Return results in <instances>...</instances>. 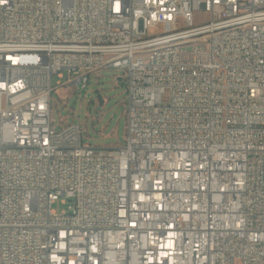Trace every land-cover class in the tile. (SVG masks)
<instances>
[{
	"label": "built area",
	"instance_id": "obj_1",
	"mask_svg": "<svg viewBox=\"0 0 264 264\" xmlns=\"http://www.w3.org/2000/svg\"><path fill=\"white\" fill-rule=\"evenodd\" d=\"M103 69L124 144L54 125ZM0 264H264V0H0Z\"/></svg>",
	"mask_w": 264,
	"mask_h": 264
},
{
	"label": "rangeland",
	"instance_id": "obj_2",
	"mask_svg": "<svg viewBox=\"0 0 264 264\" xmlns=\"http://www.w3.org/2000/svg\"><path fill=\"white\" fill-rule=\"evenodd\" d=\"M206 18L205 13L198 19ZM124 74L123 69H103L90 74L86 88L81 83L58 85L59 77H53L56 87L52 97V117L56 129L65 124L76 122L83 128L84 141L92 145L111 146L124 144L126 138L127 87L121 85L118 77ZM67 75L63 79L65 82ZM170 99L167 92L163 100ZM61 212L67 208L61 200L53 204Z\"/></svg>",
	"mask_w": 264,
	"mask_h": 264
},
{
	"label": "water",
	"instance_id": "obj_3",
	"mask_svg": "<svg viewBox=\"0 0 264 264\" xmlns=\"http://www.w3.org/2000/svg\"><path fill=\"white\" fill-rule=\"evenodd\" d=\"M118 81L121 82V85H124V81L122 80V77H118Z\"/></svg>",
	"mask_w": 264,
	"mask_h": 264
}]
</instances>
